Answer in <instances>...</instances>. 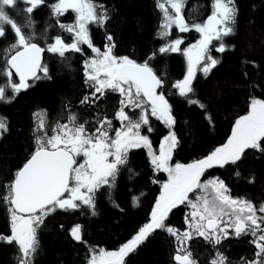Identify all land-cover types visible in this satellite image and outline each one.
<instances>
[{"label":"snow or ice","instance_id":"obj_1","mask_svg":"<svg viewBox=\"0 0 264 264\" xmlns=\"http://www.w3.org/2000/svg\"><path fill=\"white\" fill-rule=\"evenodd\" d=\"M21 3L24 4L23 9L19 7ZM42 6L50 8L51 16L56 18L59 27L72 34L70 43L59 35L46 48L36 42L32 14ZM156 6L161 10L157 37L165 43L143 62H137L129 56L114 53L116 44L110 34H105L107 43L103 51L94 45L89 26L103 28L112 18L110 10L97 0H56L51 4L47 0H0V43L3 44L0 47V77H5L0 83V103H11L21 90L33 87L35 80L51 79L47 66L41 64L43 52L57 54L67 62L71 57L66 53L85 55L82 45L92 53L83 62L85 84L91 92L80 103L95 107L109 92L120 96L113 118L106 115L98 118L94 129L88 126L89 121H79L75 113L68 115L67 123L57 122L54 126H49L46 110L33 113L34 148L12 174L11 180L0 184V202L7 206L10 214V234L0 233V243L17 247V264H33L39 249L37 230L50 214L57 210L78 211L81 206H86L91 215H97V193L105 189L111 200L122 170H127L130 178L137 175L130 165L129 152L139 148L147 149L155 170L166 172L168 176L161 185L150 222L118 251H97L90 247L87 264H125V257L156 230L165 231L180 241L173 257L176 264H198L191 251L190 242L194 239L202 238L217 248L233 236L253 237L249 242L256 249L254 258L247 260L242 257L241 264H264V215H257L258 212L264 213V204L256 206L251 201L232 197L219 178L201 180L205 170L214 166L222 168L231 164L238 168V162L245 158L248 149L264 155V99L250 98L249 111L235 121L225 144L192 163L170 165L172 151L178 146L176 134L171 130L176 120L163 91H157L163 89L165 81L150 64L157 55L181 53L187 62L186 75L172 87L189 104L205 110L207 106L189 94H195L193 80L198 66L207 78L221 62L211 54L212 41L219 42L212 46L215 52L228 50L223 38L236 34L239 12L236 0H212L211 14L205 21L193 23H189L183 11L187 0H156ZM6 9L27 13L25 23H18ZM69 10L75 14L74 23H61L59 17ZM173 27L180 33L195 31L200 34V39L187 48H181L182 38L169 39ZM9 29L12 32L10 40ZM38 70L42 76L37 75ZM244 74L247 76L246 72ZM29 80L33 83H28ZM136 109L139 112L133 116ZM151 117L170 129L159 154L153 150L149 136L142 134L153 131ZM113 119L120 122L119 128H113ZM206 119L210 125L213 123L210 114L206 113ZM8 130L6 117L0 116V139ZM236 175H240L239 171ZM112 202L119 207L115 201ZM138 205L139 197L133 195L132 206ZM180 205L192 209L185 216L187 230L182 233L166 223L169 213ZM229 228L233 229L232 233ZM70 235L78 243H87L80 224L71 228ZM210 264L231 262L217 249Z\"/></svg>","mask_w":264,"mask_h":264},{"label":"trees","instance_id":"obj_2","mask_svg":"<svg viewBox=\"0 0 264 264\" xmlns=\"http://www.w3.org/2000/svg\"><path fill=\"white\" fill-rule=\"evenodd\" d=\"M54 2L56 0H47L48 4ZM97 2L105 5L112 17L103 28L89 26L91 39L101 51L107 43L106 33L114 38V53L117 56H129L137 62H143L165 43L157 37L161 10L156 6V0ZM198 3L202 9L199 18L202 22L212 11V0H187V7L183 11L184 14L189 13L188 9ZM236 5L239 9L236 34L223 38L228 50L224 53L215 52L212 46L218 45L216 40L210 45L211 54L221 61L220 64L207 78L199 71L198 66L196 78L193 80L195 94L189 96L206 105L205 110L189 104L172 87L186 75L187 62L181 53L157 55L156 59L150 61L151 66L165 81L163 89L158 91H163L176 120L171 130L176 134L178 146L172 151V163L186 164L202 159L218 146L225 144L235 121L249 111L250 98L264 99V0H236ZM19 7L23 9L24 4L21 3ZM6 10L18 23H25L24 17L27 13ZM32 18L35 22L36 42L41 47L46 48L53 43L57 35L65 42L72 41L71 34L63 31L56 23V18L51 16L50 8H38ZM59 20L61 23L71 24V12L60 16ZM173 29L169 39H175L177 35ZM7 34L10 40V29ZM179 36L183 37V48L195 38V32L189 31ZM0 47H3L2 43ZM82 47L85 55L66 53V56L71 57L67 62L57 54L45 51L42 65L47 66L51 79L35 80L33 87L21 90L11 103H0V116L6 117L9 126L8 132L0 139V184L11 180L12 174L22 166L34 148V112L46 110L49 126H54L57 122L67 123L70 113H75L81 122L89 121L88 126L93 129L98 118L105 115L113 118L119 107L120 98L117 93L109 92L95 107L80 103L91 92L85 84L83 69V62L90 56L91 50L86 45ZM39 75L42 76L43 73L40 72ZM4 79L5 77H0V83ZM8 94L11 95L10 92ZM136 113L138 111L135 110L132 115L135 116ZM206 113L211 115V125L206 119ZM151 125L153 131L142 134H147L155 147L168 130L164 123L154 117H151ZM129 159L137 175L130 178V173L122 170L117 178L116 188L112 191L111 200L106 190L101 189L96 196L97 215H91L86 206H81L78 211L57 210L45 218L44 224L37 230L39 249L33 264H86L90 247L113 251L131 239L150 220L163 175L152 169L144 148L131 150ZM238 164V168L231 164L222 168L214 166L205 170L202 178H219L228 187L232 197L251 201L256 206L264 204V155L248 149L245 158ZM237 171L239 176L236 175ZM133 195L139 197L137 207L132 206ZM112 201L119 207L114 206ZM186 213L187 208L180 205L169 213L166 223L182 233L187 230ZM9 220L7 206L0 202V233L10 234ZM76 224L82 226L86 244L78 243L70 235L71 228ZM250 239L249 236H233L213 248L202 238H198L190 242L191 251L198 264H210L217 249L227 256L231 264H241L242 257L253 259L255 247L249 242ZM177 247L179 242L175 237L165 231L156 230L125 257V264H176L173 256ZM18 255L15 245L0 243V264H17Z\"/></svg>","mask_w":264,"mask_h":264},{"label":"rangeland","instance_id":"obj_3","mask_svg":"<svg viewBox=\"0 0 264 264\" xmlns=\"http://www.w3.org/2000/svg\"><path fill=\"white\" fill-rule=\"evenodd\" d=\"M193 9H195V10H193ZM212 9V8H211ZM189 13H186L185 14V16H186V19H188V21H189V23H193V22H201L200 20H199V18H201V14H200V10L202 11V9L200 8V5H199V3L198 4H194V5H192L189 9ZM210 14H211V12H209ZM209 14V15H210ZM71 18H72V22H71V24L72 23H74V20H75V14L71 11ZM203 22V21H202ZM174 32L177 34L176 35V37L175 38H182L183 39V37L181 36H179V35H181L182 33H180L175 27H174ZM193 32H195V31H193ZM187 33V32H186ZM71 37H72V34H71ZM200 39V34L199 33H197V32H195V38L191 41V42H187L184 46H183V48H187V47H189V46H191L192 44H195L198 40ZM92 55V53H91V51H90V56ZM118 94V93H117ZM118 96H119V94H118ZM119 98H120V96H119ZM136 111H138L139 112V109H136ZM155 118V117H154ZM117 122V124H113V128L115 129V128H119L120 127V122L118 121V120H116ZM159 121V120H158ZM161 122V121H160ZM166 126V125H165ZM167 127V126H166ZM167 133L165 134V135H163V137L158 141L159 143L154 147V146H152L153 147V150L157 153V154H159V149H160V146H161V144H162V142H163V139H164V137L165 136H167L168 135V133H169V131H170V129L167 127ZM231 136V134L229 135V137ZM218 147H220V146H218ZM144 150H145V153H147V149H145L144 148ZM173 153V152H172ZM147 157H148V161H149V163L152 165V167H153V170H155V167H154V165L151 163V161H150V157H149V155L147 154ZM80 158H78V160H79ZM194 162V161H193ZM190 163H192V162H190ZM169 164L170 165H174V164H176V163H172L171 162V160L169 161ZM186 164H189V163H186ZM156 172H159V173H161L162 175H163V180L160 182V190H159V193L157 194V198H156V200L158 199V197H159V195H160V192H161V185L164 183V182H166L167 181V179H168V176H167V173L166 172H163V171H159V170H155ZM208 179H214V177H209ZM208 179H205V178H202L201 177V180L203 181V180H208ZM67 195V194H66ZM192 194L190 193V196H191ZM156 200H155V202H156ZM154 205H155V203H154ZM154 205H153V207H154ZM182 206H184V205H182ZM187 208V207H186ZM192 211V209H190V208H187V213H189V212H191ZM186 213V214H187ZM258 215V214H257ZM262 215V214H261ZM150 219H151V216H150ZM225 220H227V217H225L224 218ZM150 222V221H149ZM148 222V223H149ZM186 224V223H185ZM144 226V225H143ZM142 226V227H143ZM187 226V225H186ZM221 226H224L223 224L221 225ZM229 232L230 233H232L233 232V229L232 228H229ZM176 238V237H175ZM132 239V238H131ZM177 239V238H176ZM130 240V239H129ZM128 240V241H129ZM179 242V246H180V241H178ZM126 243V242H125ZM122 246V245H121ZM120 246V247H121ZM119 247V248H120ZM119 248H117V249H114L113 251H118L119 250ZM97 251L99 250V249H97V248H95ZM105 250V249H104ZM106 251H109V250H106ZM88 262V261H87ZM87 264V263H86Z\"/></svg>","mask_w":264,"mask_h":264},{"label":"flooded vegetation","instance_id":"obj_4","mask_svg":"<svg viewBox=\"0 0 264 264\" xmlns=\"http://www.w3.org/2000/svg\"><path fill=\"white\" fill-rule=\"evenodd\" d=\"M44 53H45V52H43L42 59H43ZM42 63H43V60H42ZM42 63H41V64H42ZM39 74H40V71L38 70V71H37V75H39ZM16 80H17V79H16ZM31 81H33V80H29L28 83H30ZM17 82H18V80H17ZM158 90H159V89H158ZM116 122H117L116 120L113 121V123L117 124ZM152 169H153V167H152ZM65 195H66V194H65ZM153 205H154V204H153ZM152 207H153V206H152ZM151 212H152V211H151ZM257 214H258V215H261V213H257ZM262 215H264V214H262ZM150 216H151V215H150ZM149 219H150V217H149ZM149 221H150V220H149ZM149 221H148V222H149ZM148 222H147V223H148ZM249 237H250L251 239H253V237H251V236H249ZM251 239H250V240H251ZM252 245H253V244H252ZM253 247H255V246L253 245ZM255 251H256V249H254V251H253V258H254V252H255Z\"/></svg>","mask_w":264,"mask_h":264},{"label":"water","instance_id":"obj_5","mask_svg":"<svg viewBox=\"0 0 264 264\" xmlns=\"http://www.w3.org/2000/svg\"><path fill=\"white\" fill-rule=\"evenodd\" d=\"M195 1H201V0H195ZM71 10H69L68 12H70ZM67 13V12H66ZM206 18L207 17H205L203 20L205 21L206 20ZM42 55H43V53L41 54V63H42ZM13 71V75H14V70H12ZM16 79L18 80V77H16ZM29 82V81H28ZM158 91V90H157ZM175 255V254H174ZM174 257V256H173ZM173 261H174V259H173ZM175 262V261H174ZM176 263V262H175Z\"/></svg>","mask_w":264,"mask_h":264}]
</instances>
